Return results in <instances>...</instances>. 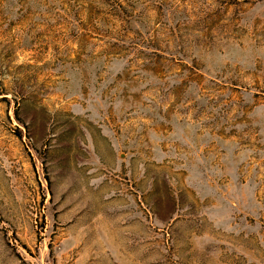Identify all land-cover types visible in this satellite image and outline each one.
Wrapping results in <instances>:
<instances>
[{"label":"rangeland","instance_id":"rangeland-1","mask_svg":"<svg viewBox=\"0 0 264 264\" xmlns=\"http://www.w3.org/2000/svg\"><path fill=\"white\" fill-rule=\"evenodd\" d=\"M0 264H264V0H0Z\"/></svg>","mask_w":264,"mask_h":264}]
</instances>
